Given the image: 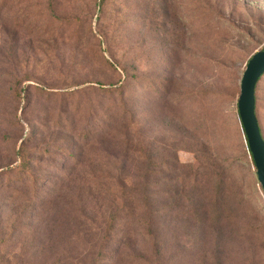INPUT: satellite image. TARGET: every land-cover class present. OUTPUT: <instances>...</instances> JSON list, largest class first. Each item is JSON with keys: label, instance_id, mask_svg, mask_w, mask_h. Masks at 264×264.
Here are the masks:
<instances>
[{"label": "rangeland", "instance_id": "1", "mask_svg": "<svg viewBox=\"0 0 264 264\" xmlns=\"http://www.w3.org/2000/svg\"><path fill=\"white\" fill-rule=\"evenodd\" d=\"M263 48L264 0H0V264H264Z\"/></svg>", "mask_w": 264, "mask_h": 264}, {"label": "water", "instance_id": "2", "mask_svg": "<svg viewBox=\"0 0 264 264\" xmlns=\"http://www.w3.org/2000/svg\"><path fill=\"white\" fill-rule=\"evenodd\" d=\"M241 79L238 112L257 169V177L264 192V138L261 134L256 116L255 89L264 75V48L249 59Z\"/></svg>", "mask_w": 264, "mask_h": 264}, {"label": "trees", "instance_id": "3", "mask_svg": "<svg viewBox=\"0 0 264 264\" xmlns=\"http://www.w3.org/2000/svg\"><path fill=\"white\" fill-rule=\"evenodd\" d=\"M1 7H5V4H3L2 3V6ZM264 79V75H262L261 77H260V79H259V81H258V83H257V85H256V89H255V97H256V99H257V96H256V94H257V91H258V86H259V83L262 81ZM144 84L146 85V88L147 89H149L150 91L152 90L153 92H152V96L153 95H157L158 93H159V87H160V85L159 84H156V83H152V84H148V83H146L145 81H144ZM139 86H142V84H139ZM151 95V94H150ZM255 99V100H256ZM255 111H256V116H257V119H258V115H257V111H258V104H257V100H256V105H255ZM239 113V112H238ZM258 122H259V119H258ZM241 124H242V122H241ZM259 127H260V131L262 130V128H261V124L259 123ZM241 131L244 133V135H245V137L244 138H246V140H247V137H246V134H245V131H243L244 130V128H243V125H241ZM261 134H262V136H263V138H264V134H263V132L261 131ZM247 144H248V140H247ZM248 154L252 157V153H251V151H250V149H249V146H248ZM23 159H25L24 157H23ZM252 161H253V157H252ZM24 166H28L27 164H26V162H24V164H23V167ZM121 213H123V210H115V211H113L112 213H111V216H110V218H111V224H109L110 226H109V229L110 230H113L114 229V227H115V225L114 224H116V222L118 221V219H119V215L121 214ZM125 214H126V212H125Z\"/></svg>", "mask_w": 264, "mask_h": 264}]
</instances>
